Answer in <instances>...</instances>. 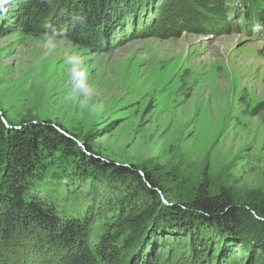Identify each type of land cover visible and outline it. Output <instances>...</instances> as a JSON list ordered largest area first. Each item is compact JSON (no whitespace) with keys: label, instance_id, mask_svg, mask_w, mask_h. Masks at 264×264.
Here are the masks:
<instances>
[{"label":"rangeland","instance_id":"rangeland-1","mask_svg":"<svg viewBox=\"0 0 264 264\" xmlns=\"http://www.w3.org/2000/svg\"><path fill=\"white\" fill-rule=\"evenodd\" d=\"M191 1H154L150 13L141 12L137 35L107 51L14 27L0 35L5 124L58 125L100 161L84 165L59 150L36 167L29 195L62 219L88 218V250L112 237L109 249L125 251L123 264L142 251L153 226L163 233L168 223L156 218L172 204L207 197L238 206L240 229L254 232L246 222L264 227V10L252 4L250 14L249 3L230 2L236 13L225 11L227 23L209 27L224 0ZM10 22L0 13V25ZM102 162L147 174L155 194L139 188L135 206L120 205L123 190ZM19 243L10 246L29 245ZM244 246L233 243L228 264H243ZM98 259L115 262L107 254Z\"/></svg>","mask_w":264,"mask_h":264},{"label":"trees","instance_id":"trees-1","mask_svg":"<svg viewBox=\"0 0 264 264\" xmlns=\"http://www.w3.org/2000/svg\"><path fill=\"white\" fill-rule=\"evenodd\" d=\"M154 1L0 0V13L6 12L11 20L10 26L0 25V35L14 27L27 34H46L66 40L91 51H107L116 43L137 35L138 24L142 20L140 14L143 11L150 13ZM185 1L192 5L191 0ZM234 1L239 3L242 0H224L227 7L214 13L209 27L227 23L228 14L225 11L236 13L234 7L228 6ZM244 2L249 3L250 14L252 4L259 11L264 10L261 0ZM201 15H205L203 11ZM240 24L246 25L245 22ZM202 25L204 29L207 26ZM82 144L79 145L60 126L48 122L7 126L0 113V245L5 251V255L0 256V264H24L29 256H32L31 264H40L42 257L49 264H100L99 255L105 254L112 257L113 264L125 262V251L114 254L109 249L112 237L104 236L96 252L88 250L85 242L88 218L62 219L52 205L29 195V183L36 167L44 158L59 150L65 157L75 155L84 165L100 163L92 156V149ZM101 165L103 174H107L108 179L114 180L123 190V196L119 197L120 205L135 206L139 200V188L155 194L149 176L143 174L144 178L133 166L104 162ZM238 208L207 197L196 198L186 206L172 204L165 207L156 218L159 222L168 223L163 226V233L160 227L153 226L154 234L146 238L142 247L144 250L129 263L228 264L233 243L239 241L241 246L245 243L241 252L243 264H264V227L262 229L258 225L255 229V225L246 222L244 226L254 232L240 229L237 226ZM222 233H226V238ZM176 237L184 239L183 242L180 243ZM14 240L22 244L28 242L29 245L26 248L18 245L13 249L10 245ZM158 243L163 246L157 250L154 244ZM131 244L134 246L137 243L133 241ZM131 244L127 247L130 250ZM163 250L169 253L167 257L160 253Z\"/></svg>","mask_w":264,"mask_h":264}]
</instances>
